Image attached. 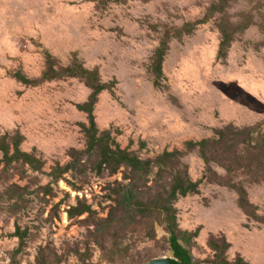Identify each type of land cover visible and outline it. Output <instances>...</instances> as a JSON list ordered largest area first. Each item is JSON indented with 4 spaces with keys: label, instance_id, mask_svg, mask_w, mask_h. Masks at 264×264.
Wrapping results in <instances>:
<instances>
[{
    "label": "rangeland",
    "instance_id": "374dc122",
    "mask_svg": "<svg viewBox=\"0 0 264 264\" xmlns=\"http://www.w3.org/2000/svg\"><path fill=\"white\" fill-rule=\"evenodd\" d=\"M214 1L0 0V133L21 132L25 137L21 148L36 149L45 161L44 172L57 162L67 163L71 148H84L82 124L88 123V115L77 105L87 101L90 88L78 78L27 86L15 77L20 71L39 78L46 52L63 65L76 55L88 68L98 67L103 81H118L114 95L109 91L99 95L96 121L100 129H119L121 146L131 143V149L142 157L182 149L186 141L212 136L215 128L227 123L244 126L264 119V16L237 34L222 60L217 58L220 32L215 18L181 40L173 39L163 64L168 89L153 85L149 67L165 28L202 18ZM234 5L230 13L237 15L255 3L240 0ZM140 141L146 142L144 149ZM1 157L0 153V264H7L17 247V238L11 235L16 222L32 232L22 264L34 260L40 245L55 247L61 264H106L99 250L87 262L74 255L76 247L88 240L92 226L85 221L86 215L70 219L66 209L79 197L105 217L106 188L121 179L122 173L90 174L81 191L61 181L60 188L70 198L60 206L57 217L52 207L64 193L47 201L40 194H30L28 206L12 216L1 193L14 182L28 184L34 191V177L42 184L50 178L29 170L30 178L4 180ZM184 160L192 179H199L203 160L196 153ZM248 192L264 218V183L250 186ZM236 199L234 191L205 183L198 194L178 200L180 227L200 228L191 249L194 260L209 259L213 254L210 236L223 235L231 243L229 259L240 255L252 264H264V222L249 218ZM156 231L159 239L169 236L160 225ZM161 256L173 257V252Z\"/></svg>",
    "mask_w": 264,
    "mask_h": 264
},
{
    "label": "trees",
    "instance_id": "16d2710c",
    "mask_svg": "<svg viewBox=\"0 0 264 264\" xmlns=\"http://www.w3.org/2000/svg\"><path fill=\"white\" fill-rule=\"evenodd\" d=\"M239 1L216 0L202 18L165 28L149 67L156 89H168L163 64L171 41L181 40L214 18L218 20L220 32L217 58L222 60L228 56L237 34L256 24L255 18L264 16V0H249L254 1V7L233 15L230 9ZM15 77L27 86L55 79L78 78L90 88L91 93L86 102L77 105L88 115V123L82 124L84 148H71L68 151L69 161L55 163L49 172H44L45 161L36 149L25 151L21 148L25 140L21 132L0 133L4 180L13 176L30 178L29 170L45 173L50 178L49 182L42 184L38 177H34L33 183L37 185L34 191L28 184L11 183L1 193V198L6 196L5 204L12 216H17L22 208L28 206L30 194H40L47 201V198H58L59 193H64V197L52 207L53 216L57 217L60 206L70 198V193L60 188L61 181L73 190L81 191L90 174L105 177L122 173L121 179L110 182L106 188L104 199L108 202V213L105 217L99 216L85 199L77 197L76 204H68L66 212L70 219L86 215L85 221L92 226L85 244L73 251L79 260L87 262L99 250L106 258V264H143L170 250L174 254L171 259L173 264H252L240 255L229 259L231 243L223 235L210 236L208 245L213 254L209 259L194 260L191 249L200 228L189 231L180 227L176 203L181 198L198 194L202 184H216L236 193L239 208L249 218L264 222L258 214V206L250 201L248 192L250 186L264 183V119L244 126L227 123L215 128L212 136L186 141L182 149H166L155 156L142 157L131 149V143L121 146L117 140L119 129H100L97 124L94 110L99 95L104 91L114 95L118 84L116 79L103 81L98 67L88 68L76 55L63 65L54 55L46 52L45 69L39 78H30L20 71L15 73ZM145 147L146 142L140 141V149ZM192 153H196L205 164L203 174L197 180L190 176L189 166L184 160ZM156 225L165 228L169 236L159 239ZM11 235L17 238V247L7 264H22L32 232L16 222ZM61 261L55 247L40 245L34 260H29L28 264H61Z\"/></svg>",
    "mask_w": 264,
    "mask_h": 264
},
{
    "label": "water",
    "instance_id": "95a60500",
    "mask_svg": "<svg viewBox=\"0 0 264 264\" xmlns=\"http://www.w3.org/2000/svg\"><path fill=\"white\" fill-rule=\"evenodd\" d=\"M180 243L183 244L184 247L188 248L183 242L180 241ZM173 257H174V254H173ZM173 257H168V256L155 257L151 259L150 261L143 263V264H173L171 260Z\"/></svg>",
    "mask_w": 264,
    "mask_h": 264
}]
</instances>
